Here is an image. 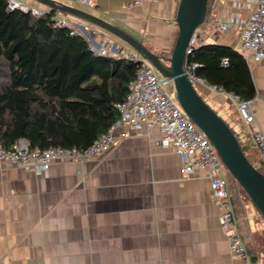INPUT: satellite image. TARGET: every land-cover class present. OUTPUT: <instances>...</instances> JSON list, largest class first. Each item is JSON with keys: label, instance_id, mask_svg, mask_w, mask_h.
Wrapping results in <instances>:
<instances>
[{"label": "crops", "instance_id": "0c3cea01", "mask_svg": "<svg viewBox=\"0 0 264 264\" xmlns=\"http://www.w3.org/2000/svg\"><path fill=\"white\" fill-rule=\"evenodd\" d=\"M19 1L44 12L56 9L40 0ZM54 1L85 9L155 53L172 55L180 0H95L93 8L73 0ZM258 1L211 0L197 45L220 43L242 51L236 30L213 29L229 18L249 17ZM65 13L57 14L85 26L97 39L120 44ZM249 65L256 88L252 106L264 129V59ZM195 87L234 131L248 127L226 93L206 82ZM160 136L158 128L132 132L97 157L53 163L46 176L6 162L0 169V263L252 264L254 236L264 230L261 212L242 202L240 193L233 198L237 182L230 174L238 230L248 249V260L235 257L220 226L221 209L212 197L208 172L182 175L178 153L155 144ZM242 147L254 165L264 166L253 143Z\"/></svg>", "mask_w": 264, "mask_h": 264}, {"label": "trees", "instance_id": "16d2710c", "mask_svg": "<svg viewBox=\"0 0 264 264\" xmlns=\"http://www.w3.org/2000/svg\"><path fill=\"white\" fill-rule=\"evenodd\" d=\"M8 2L0 0V143L9 148L25 139L42 149L88 148L118 118L115 103L125 99L138 63L97 54L83 34L55 25L57 9L35 15L8 11ZM210 9L211 0L207 18ZM188 62L198 63L196 76L209 85L245 100L255 97L241 50L206 43L193 49ZM254 166L264 173V166ZM238 185L242 197L254 203ZM257 234L264 246V230ZM250 258L252 264L264 259L254 249Z\"/></svg>", "mask_w": 264, "mask_h": 264}, {"label": "built area", "instance_id": "2783aa9c", "mask_svg": "<svg viewBox=\"0 0 264 264\" xmlns=\"http://www.w3.org/2000/svg\"><path fill=\"white\" fill-rule=\"evenodd\" d=\"M73 1L90 8L96 6L95 0ZM230 1L239 4L240 0ZM132 5L133 3H129V6ZM7 9L32 11L35 15L45 13L19 0H9ZM54 19L56 26L69 27L72 29V34H83L90 44V49L97 54L123 57L137 62L139 66L137 75L129 84L125 99L115 103V108L119 112L118 118L88 148L80 150L76 147L52 146L42 149L32 147L25 139L17 140L9 148L0 143V169L9 162L11 165L31 170L38 176H46L55 162H76L97 157L117 145L120 139L130 136L132 132H139L144 128L147 130L158 128L161 136L155 139V144L171 148L178 153L182 175L189 176L198 169H205L208 172L212 197L221 209L220 226L227 236L230 251L235 257L248 260V249L240 236L231 199L230 172L213 142L190 118L180 103L171 97L172 93L168 91L170 81L131 46H119L104 38L97 39L94 32L85 30L83 25L62 14H56ZM231 29L239 33L241 49L249 64L261 62L264 59V0L256 3L249 17L238 15L229 18L215 25L213 30L226 32ZM198 30L193 35L187 50L189 54L198 46L196 44ZM188 59L185 62V72L190 82L195 86L198 82L205 83V80L196 76L198 63H189ZM227 64L228 59H225L224 65ZM209 87L226 93L236 102L237 110L248 127L233 131L242 146L253 143L258 148L264 165V129L257 121L252 100L242 99L236 93L225 92L216 86L209 85Z\"/></svg>", "mask_w": 264, "mask_h": 264}, {"label": "water", "instance_id": "95a60500", "mask_svg": "<svg viewBox=\"0 0 264 264\" xmlns=\"http://www.w3.org/2000/svg\"><path fill=\"white\" fill-rule=\"evenodd\" d=\"M40 1L91 22L122 39L150 61L164 78L173 82L177 101L213 142L230 174L244 188L264 218V173L252 164L233 129L199 94L185 72V62L190 56L187 50L193 35L207 19L209 0H180L176 16L179 33L172 55L167 59L152 51L141 40L87 10L54 0Z\"/></svg>", "mask_w": 264, "mask_h": 264}, {"label": "rangeland", "instance_id": "374dc122", "mask_svg": "<svg viewBox=\"0 0 264 264\" xmlns=\"http://www.w3.org/2000/svg\"><path fill=\"white\" fill-rule=\"evenodd\" d=\"M31 2H34V3H39L38 1H34V0H27V3H29V4H31ZM85 8V7H84ZM87 9V8H86ZM85 10V9H84ZM68 17H73V15H71V14H69V13H65ZM75 17V16H74ZM77 19H79V18H77ZM79 20H81L82 21V19L80 18ZM84 22H86L85 20H84ZM87 24H90V25H92L93 27H96V28H99V29H101V30H103V31H105L106 33H108L109 35H111V36H113V37H115V38H117L118 39V41L120 42V44H119V46L121 45V44H123V45H127V46H130L129 44H127L125 41H123L122 39H120V38H118L117 36H115V35H113L112 33H110V32H108V31H106V30H104V29H102V28H100V27H98L97 25H95V24H93V23H90V22H86ZM204 25V24H203ZM198 35H199V33H198ZM118 42V43H119ZM196 44H197V42H196ZM122 46V45H121ZM171 57V56H170ZM169 57V58H170ZM170 87L173 89V93L171 94V97L174 99V100H177L176 99V93H175V88H174V83L173 82H170ZM256 166H259L258 164H255ZM232 176V175H231ZM231 179H233V181L235 182L236 181V179L232 176L231 177ZM237 182V181H236ZM239 183L237 182V184H235V190H234V193H233V198L234 199H236V197L239 195V193H240V195H241V191H240V187H239V185H238ZM231 193V197H232V192H230ZM242 202H244L245 204H246V199L245 198H242ZM243 203V204H244ZM248 203V202H247ZM249 204V203H248ZM246 206V205H245ZM253 209H255L256 211H259L258 210V208L256 207V205L253 203ZM259 215H260V213H259ZM253 245L255 246V248H253L254 250H257V252H260V253H262V256L264 257V246H260V242H259V237H257V236H254V242H253ZM253 246V247H254ZM262 264H264V259L262 260Z\"/></svg>", "mask_w": 264, "mask_h": 264}]
</instances>
